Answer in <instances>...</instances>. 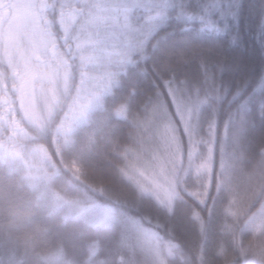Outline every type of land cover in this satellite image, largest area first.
Wrapping results in <instances>:
<instances>
[{
    "label": "trees",
    "instance_id": "obj_1",
    "mask_svg": "<svg viewBox=\"0 0 264 264\" xmlns=\"http://www.w3.org/2000/svg\"><path fill=\"white\" fill-rule=\"evenodd\" d=\"M111 1L119 7L105 18ZM36 7L57 39L49 53L66 58L69 76L40 124L26 117L19 72L0 54L8 107L0 114V142L40 149L52 162L50 185L35 184L23 163L0 152V264H155L135 242L138 227L156 231L167 264H264V223L255 235L246 222L264 203V0H36ZM71 12L79 15L66 32L62 17ZM97 19L102 28L91 30ZM85 22L96 39L90 42L104 31L115 42L119 55L106 68L84 60L77 47ZM174 96L194 107L201 155L214 137L206 204L187 191L203 188L202 177L190 164ZM165 121L174 123L183 157L172 208L134 179L137 164L160 151ZM222 167L226 185L217 190ZM233 192L244 210L236 218ZM54 194L75 205L99 203L115 220L76 216Z\"/></svg>",
    "mask_w": 264,
    "mask_h": 264
},
{
    "label": "rangeland",
    "instance_id": "obj_2",
    "mask_svg": "<svg viewBox=\"0 0 264 264\" xmlns=\"http://www.w3.org/2000/svg\"><path fill=\"white\" fill-rule=\"evenodd\" d=\"M119 2H108L106 10L103 13L105 18L108 17V10L113 7H119ZM100 7H96L95 14H98ZM104 9V8H102ZM36 7V0H0V54L1 59L12 65L16 72H19L20 84V104L27 118L40 124H45L55 109L57 94L59 88L66 87L69 76V65L66 58L61 57L57 51L51 56L49 52H53L51 45L56 43L57 39L52 37L46 30L41 21V16ZM79 15V13L71 12L62 17V26L66 32L70 28V23ZM97 16V15H96ZM6 18V19H5ZM95 18V17H94ZM98 25L91 28L101 29L103 23L98 19L95 20ZM86 23V22H85ZM88 23L79 29L80 37L76 39L77 47L84 55V60L94 62L95 65L109 66V62L119 55L112 47L113 42L108 36L107 31L97 39V43L90 42L93 39L91 31H88ZM105 30V26H103ZM91 32V33H90ZM90 33V35L88 34ZM89 35V36H88ZM108 35V36H107ZM90 37V38H89ZM86 38V39H84ZM50 50V51H49ZM75 53V51H73ZM72 53V55H73ZM83 57V56H82ZM3 88V87H2ZM3 90L0 88V114H4L2 108H7L1 101ZM176 109L182 119L188 146L190 151L189 161L195 171L196 177L201 178L203 188H192L187 190L189 194L195 197L202 204H206L213 188L214 171H213V150L214 137L205 141L206 155L200 154V141L195 137V125L193 123V108L186 104L183 100L174 96ZM10 110V109H9ZM5 114H9L6 112ZM10 115V114H9ZM1 123V121H0ZM4 123V122H3ZM11 123V122H10ZM159 135L160 151L154 156L152 162L139 163L134 168V176L138 187L147 194H152L163 205L170 208L177 195V177L181 167L183 166V157L181 150V142L179 135L172 124L165 121L161 124ZM0 127H3L0 125ZM4 129H0V134ZM8 139H12L11 135H7ZM0 152L2 156L8 160L21 162L28 172L33 183H43L50 185L51 171L48 170V164L52 165L49 156L40 149L30 148L29 151L22 152L19 149L0 142ZM48 162V163H47ZM77 172L78 165L73 167ZM187 169V168H186ZM225 173L224 167L220 168L217 174L216 189L219 190L223 183L221 173ZM222 173V174H223ZM231 187V185H229ZM57 203L69 205L71 213L76 216L92 218L96 223H111L115 217L109 208L99 203L89 205H75L67 200L54 194ZM229 211L232 217L240 216L244 210H240L238 198L233 192ZM246 208V207H245ZM251 209V208H250ZM247 208V210H250ZM264 221V203L256 211H250L247 219L249 226L256 227L255 235L261 231L260 227ZM138 237L135 236V242L143 250L144 256L153 257L155 264H167L166 259L160 252L161 242L157 238V233L153 229L146 230L141 228ZM174 246L167 244L166 249L171 253ZM246 248L245 250H247ZM171 255V254H168ZM255 260L248 259L246 264H252Z\"/></svg>",
    "mask_w": 264,
    "mask_h": 264
},
{
    "label": "snow or ice",
    "instance_id": "obj_3",
    "mask_svg": "<svg viewBox=\"0 0 264 264\" xmlns=\"http://www.w3.org/2000/svg\"><path fill=\"white\" fill-rule=\"evenodd\" d=\"M237 23H238V21H237Z\"/></svg>",
    "mask_w": 264,
    "mask_h": 264
}]
</instances>
